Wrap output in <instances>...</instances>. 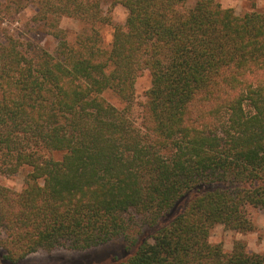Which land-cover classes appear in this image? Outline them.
<instances>
[{"label":"trees","instance_id":"16d2710c","mask_svg":"<svg viewBox=\"0 0 264 264\" xmlns=\"http://www.w3.org/2000/svg\"><path fill=\"white\" fill-rule=\"evenodd\" d=\"M103 1L128 12L110 50L62 42V57H29L0 40V178L30 169L23 190L0 185L5 259L122 238L119 264H264L243 242L230 253L210 242L217 225L253 231L249 207L264 210V13L217 0H62L47 12L95 22ZM146 70L139 128L104 93L131 103Z\"/></svg>","mask_w":264,"mask_h":264},{"label":"rangeland","instance_id":"374dc122","mask_svg":"<svg viewBox=\"0 0 264 264\" xmlns=\"http://www.w3.org/2000/svg\"><path fill=\"white\" fill-rule=\"evenodd\" d=\"M62 0H0V40L12 38L23 54L38 57L40 50L54 57H62L61 43L69 50L79 51L85 45L97 44L103 50H110L115 27L124 25L128 16L125 7L111 6V1L100 5L99 21H89L75 16L50 14L47 5ZM197 0H188L193 7ZM223 8L233 9L238 16L248 13H264V0H217ZM151 88L149 71H144L136 80L135 95L131 103H126L114 92L106 91L104 97L121 111H127L137 127L144 121L146 93ZM46 156L61 160L62 153L49 152ZM29 168H24L12 177H1L0 185L17 192L23 190ZM185 200L171 212L170 218L183 208ZM248 216L255 226L251 232H238L223 225L211 230L210 242L220 245L230 253L237 242L246 245L247 252L264 254V210L249 207ZM130 255L124 239H116L105 245L86 251L58 248L52 252L39 251L17 264H119ZM0 264H13L5 259V251L0 248Z\"/></svg>","mask_w":264,"mask_h":264}]
</instances>
